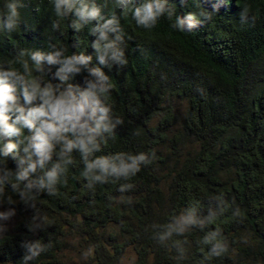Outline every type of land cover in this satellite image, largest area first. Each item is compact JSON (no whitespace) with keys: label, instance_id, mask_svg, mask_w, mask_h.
Listing matches in <instances>:
<instances>
[{"label":"trees","instance_id":"trees-1","mask_svg":"<svg viewBox=\"0 0 264 264\" xmlns=\"http://www.w3.org/2000/svg\"><path fill=\"white\" fill-rule=\"evenodd\" d=\"M7 2L0 0V14ZM21 2L20 27L0 32V63L23 48L46 50L51 43L67 48L69 55H92L91 67H101L91 49L92 24L75 32L68 27L72 15L61 18L60 30L54 31L57 17L49 0ZM168 2L177 16L191 14L199 26L179 31L165 17L144 29L130 14L122 16L115 0H97L103 15L120 17L127 59L123 68L103 69L111 82L107 102L123 124L97 155L154 153L152 163L129 181L88 190L75 155L67 184L55 195L39 196L46 231L29 232L33 210L22 203L12 206L16 215L0 235V264H20L21 242L35 239L51 246L30 264H68L70 241L91 252V264H122L130 250L133 264H264V0ZM241 12L247 14L243 22ZM72 83L83 86V76ZM8 167L16 168L11 158ZM123 183L134 187L121 194ZM8 195L19 200L11 189ZM219 195L227 202L226 212L206 228L177 238L189 241L185 260L153 239V225L168 222L192 201H201L206 211L207 199ZM217 228L229 251L205 259L207 249L199 241Z\"/></svg>","mask_w":264,"mask_h":264},{"label":"clouds","instance_id":"clouds-1","mask_svg":"<svg viewBox=\"0 0 264 264\" xmlns=\"http://www.w3.org/2000/svg\"><path fill=\"white\" fill-rule=\"evenodd\" d=\"M57 17L51 25L60 30V19L69 20L68 27L80 32L92 24L90 35L95 37L91 49L101 67H91L93 56L79 53L67 54L68 49L49 44L46 50L23 48L14 57L0 63V235L8 231L6 222L15 215L17 203L33 210L27 223L32 234L47 230L46 217L41 214L38 199L41 193L55 195L58 186L68 182L69 167L76 164L75 155L82 165L84 188L93 190L109 181H129L152 163V157L144 152L136 154L117 152L97 155L102 145L115 139L123 121L114 117L107 102L111 90L108 74L114 67L127 64L121 46L124 42L120 17L112 12L103 15L97 0H49ZM121 15L129 14L137 27L154 28L162 18L173 21L179 31H193L199 26L195 18L177 16L168 0H115ZM21 0H8L6 13L0 14V32H15L21 25ZM218 11V8L215 10ZM207 17V13L201 12ZM242 22L247 14L241 12ZM55 69V71H53ZM51 75V80L47 79ZM76 76H83V86L74 84ZM52 81H56L53 83ZM11 158L15 170L8 167ZM131 183L119 186L121 194L133 189ZM8 189L15 193L8 195ZM121 199H125L122 195ZM131 203V198H127ZM227 209L223 195L207 199L206 211L201 201H192L164 224L153 225V239L163 247H171L176 259L187 257L189 241L185 237L194 228L204 229L222 216ZM239 214V210H235ZM207 249L205 259L228 253L229 243L219 228L207 231L199 241ZM42 239L24 240L20 244L23 256L20 264H30L49 247ZM87 255V254H85Z\"/></svg>","mask_w":264,"mask_h":264},{"label":"rangeland","instance_id":"rangeland-1","mask_svg":"<svg viewBox=\"0 0 264 264\" xmlns=\"http://www.w3.org/2000/svg\"><path fill=\"white\" fill-rule=\"evenodd\" d=\"M10 222L11 220L6 222V224L9 225ZM76 242L77 241H70L68 244L70 248V250H67L66 252V258H67L68 264H91L90 263L91 252L85 247L84 248L78 247V245H76ZM73 245L77 247H74ZM134 260H135V255L130 250L126 254L125 258L123 259L122 264H133Z\"/></svg>","mask_w":264,"mask_h":264}]
</instances>
